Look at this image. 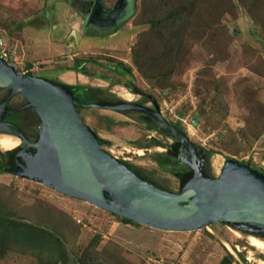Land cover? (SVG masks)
<instances>
[{
  "label": "rangeland",
  "instance_id": "obj_1",
  "mask_svg": "<svg viewBox=\"0 0 264 264\" xmlns=\"http://www.w3.org/2000/svg\"><path fill=\"white\" fill-rule=\"evenodd\" d=\"M89 1H101L111 9L118 0H0V27L12 39L11 61L15 59L17 71L99 88L104 96L122 100L130 93V101H136L143 95L132 94L124 85L132 81L193 144L214 152L209 159L211 176L220 175L225 158L248 162L264 175V0H170L177 13L165 21L167 7L157 4L160 0H133L120 34L92 36L77 45V37L73 40L66 34L84 33L87 19L82 10L87 14L91 9ZM53 19L58 33L47 30ZM156 19L160 25L151 30ZM42 23L45 37L34 52L27 33L33 35L32 29ZM151 32L155 33L150 39ZM121 35L129 38L126 49L118 43ZM136 44L148 61L141 62L142 70L130 55ZM77 61H83L79 71L74 69ZM78 113L111 156L139 168L164 189L179 191L170 167L161 168L153 160L155 154L166 152L171 139L135 116L90 107H79ZM0 204L4 213L12 214L0 216V264H257L264 260V254L247 241L250 235L239 232L238 238L222 223L192 232L124 224L88 203L14 175H0Z\"/></svg>",
  "mask_w": 264,
  "mask_h": 264
},
{
  "label": "water",
  "instance_id": "obj_2",
  "mask_svg": "<svg viewBox=\"0 0 264 264\" xmlns=\"http://www.w3.org/2000/svg\"><path fill=\"white\" fill-rule=\"evenodd\" d=\"M88 3L91 9L86 15L85 31L90 28L100 34L114 30L120 19H126L133 10V0H118L111 9L101 1ZM101 22H108L110 29ZM0 91L8 92L0 104V134L17 138L20 143L11 162L15 177L37 182L154 230L192 232L222 223L264 240V175L236 160L225 162L218 177L205 174L197 146L163 117L155 100L153 109L129 101L79 103L65 85L20 73L2 57ZM15 96L39 119L35 142L4 121L11 113L8 104ZM77 107L139 114L156 132L178 142L175 159L192 171L191 176L174 193L134 172L102 148L99 137L83 122Z\"/></svg>",
  "mask_w": 264,
  "mask_h": 264
},
{
  "label": "trees",
  "instance_id": "obj_3",
  "mask_svg": "<svg viewBox=\"0 0 264 264\" xmlns=\"http://www.w3.org/2000/svg\"><path fill=\"white\" fill-rule=\"evenodd\" d=\"M153 1V0H151ZM156 1V0H154ZM161 2L157 4H162L163 8H166V13H167V17H165L163 20L165 21L166 19L169 20L173 19L176 16V11L173 10V8L175 9L174 5L172 2H170V0L166 1V0H160ZM155 3V2H153ZM155 4V5H157ZM158 18V17H157ZM156 21V22H155ZM155 21H152L150 24L152 26L151 30H155L154 28H158V26L160 25L159 23V19H156ZM155 32H151V37L152 38L153 34ZM163 47L165 48V50L167 52L170 51L169 47L167 46V44H163ZM139 45H134L131 48V59L135 62V64L142 70V65L141 62H143L144 56H143V51L142 50H138ZM164 50V49H163ZM148 61H144L143 64H147ZM83 61H77L76 66H74V69L76 71L80 70V66H82ZM123 71L129 75H131V71L128 68L123 67ZM29 75H32L30 73H27ZM58 84H63L65 85L68 89H70L74 95V97L77 99V101L79 103H87V104H115L113 101H110V98L108 96H104V94L102 93L101 89L99 88H92L90 86H84V85H67L64 83H60L58 81H55ZM125 87L128 89L129 92H131L132 94H137V95H143L146 96V94L144 92H142L140 90V88H138L136 86V84L132 81H127L125 82ZM122 100H118L116 102H121ZM113 102V103H112ZM77 107V111H78ZM137 119H140L139 117H136ZM149 129L154 130L152 127L147 126ZM155 131V130H154ZM100 144L103 142V140L99 139ZM156 145H161L160 142H156ZM177 146H178V142L173 140L172 143L166 148V152L164 154L161 153H157L154 155V161H156V163L158 164L159 167L164 168L165 166H169V171L170 173H172L175 177H177L178 182H179V190L180 188L183 186V184L185 183V181L191 176L192 171L189 170L186 166L182 165L181 163H179L176 159V150H177ZM197 151H198V156L205 158L208 161L209 164V159L210 156L214 153L210 150H205L199 146H197ZM16 152V150H11V151H7L4 154H0V175L3 174H8V175H13L12 171H11V162H12V157L14 155V153ZM234 159L232 158H225V162L227 161H232ZM125 165H127L131 170H133L134 172L142 175L143 177H145L146 179H148L149 181L153 182L154 184L158 185L156 182H154L152 179L148 178L139 168H136L135 166L129 164L128 162L122 161ZM242 164H245L247 166L248 162H243ZM251 168V167H250ZM253 169V168H251ZM254 170V169H253ZM203 172L209 176L210 172H209V166L207 168L204 167ZM159 186V185H158ZM162 187V186H160ZM163 188V187H162ZM5 202V201H4ZM6 215V217L11 216V213H4L2 210V205L0 204V216ZM121 221L124 224H134L128 220L125 219H121ZM34 224V226H37L36 223H32V225ZM62 225V223H61ZM137 225V224H136ZM47 231V230H46ZM32 238V236H30L28 239L30 240ZM231 257V256H230ZM232 259V257H231Z\"/></svg>",
  "mask_w": 264,
  "mask_h": 264
},
{
  "label": "flooded vegetation",
  "instance_id": "obj_4",
  "mask_svg": "<svg viewBox=\"0 0 264 264\" xmlns=\"http://www.w3.org/2000/svg\"><path fill=\"white\" fill-rule=\"evenodd\" d=\"M82 11L84 16L86 17L87 15L86 12L84 10ZM84 30L85 27L83 28V31ZM7 96H8L7 91H0V104L7 98ZM108 97L110 98V101H113L114 103H120V102H116L119 100V98H116L114 96L111 97L108 96ZM125 101H129V100H122L121 102H125ZM129 102H134L136 104L143 105L149 109L154 108L153 99L152 97L149 96H143L139 100L129 101ZM25 106L26 103L20 97L18 96L13 97L8 104V110L11 113L9 117H7L4 121L11 123L16 130L21 131L29 141L35 142L38 136L39 119L30 107H25ZM127 115L139 117L140 118L139 120L141 122L145 123L147 126H150L139 114L129 113ZM208 166H209L208 161L205 158H203V168L204 167L207 168Z\"/></svg>",
  "mask_w": 264,
  "mask_h": 264
},
{
  "label": "crops",
  "instance_id": "obj_5",
  "mask_svg": "<svg viewBox=\"0 0 264 264\" xmlns=\"http://www.w3.org/2000/svg\"><path fill=\"white\" fill-rule=\"evenodd\" d=\"M63 3H64V1H63ZM80 6H82V5H80ZM83 7H81V9H82ZM105 14V13H104ZM125 24V22L123 21L118 27H117V29L118 28H120L119 29V32H114L115 30H117V29H114V30H112V32L109 34V35H107V34H96V33H94V31H92L93 29H88L87 31H83L84 33H82V35L78 32V30H69V31H67V36H66V38L67 37H69L70 36V38L71 39H75L77 36L76 35H78L79 37H77V39H76V42H78V43H76L77 45H80L81 43V39H83V40H85V38H92V36H93V38H95V39H101V38H105V37H113L114 35H117V34H120V32L122 31V29L123 28H121L123 25ZM56 25H58V22H57V20H54L53 19V22L52 23H47L46 24V26H47V30H49V31H52L53 30V28L55 29V30H53V31H55V33L57 32H59V31H56V30H58L59 28L56 26ZM32 30H34V31H36V33H33V35H30L29 33H27V35H28V37H30L31 38V40H30V42H32V44L31 43H29V47L35 52V50H36V48H39L40 47V42H42V38H44L45 37V23H42V26L41 27H37V28H33ZM52 31V32H53ZM3 33L5 34V35H7V36H4V37H8L9 35H8V31H2L1 32V34H2V37H3ZM54 33V35H56ZM86 35H87V37H86ZM65 37V36H64ZM83 37V38H82ZM122 38H124V39H122ZM4 39V38H3ZM128 37H122V35H121V38H120V41L118 42L119 43V45L121 44V46L122 47H126L127 45H124V44H126L125 42L126 41H128ZM10 40H12L10 37H8V40H4L8 45H10ZM125 40V41H124ZM123 42V43H122ZM120 47H118V49H119ZM127 48V47H126ZM125 48V49H126ZM33 54V53H32ZM65 84V83H64ZM68 85V84H67Z\"/></svg>",
  "mask_w": 264,
  "mask_h": 264
},
{
  "label": "bare ground",
  "instance_id": "obj_6",
  "mask_svg": "<svg viewBox=\"0 0 264 264\" xmlns=\"http://www.w3.org/2000/svg\"><path fill=\"white\" fill-rule=\"evenodd\" d=\"M101 5V4H100ZM100 7V6H99ZM102 7V5H101ZM106 7V6H105ZM104 17L105 15L103 14V20H104ZM116 20V19H115ZM121 22L117 24V26L114 28V29H117V27L123 22L122 19H120ZM107 21H109V18L107 19ZM117 22V21H116ZM102 23V26H105L106 29H110L109 25H108V22L105 23V22H101ZM93 24L95 26H98L96 21H93ZM116 25V24H115ZM114 25V26H115ZM99 27V26H98ZM113 30V29H112ZM93 31V30H92ZM112 31H108L106 34L109 35ZM96 33V32H94ZM97 35L100 34L99 32L96 33ZM87 37V35H86ZM89 38V37H88ZM90 39V38H89ZM124 99L126 98V100H131L130 97H131V94L130 93H126L123 95ZM19 140L17 138H14L12 136H8V135H3V134H0V149L4 152H7V151H11V150H14L15 148H17L19 146ZM138 155H141L142 154V150L141 149H137V151H135ZM232 230V229H231ZM231 232H233V234H235V236H237L238 238L240 237V233L235 231V230H232ZM247 241L249 242V244L253 247H255L257 250L261 251L263 254H264V240H261L259 238H256L254 236H247L246 237ZM240 240V239H239ZM248 244V245H249ZM228 251H230L232 254H233V250L230 248L229 245L225 244ZM249 247V246H248ZM244 249V248H243ZM251 251V250H250ZM248 252V251H247ZM248 260H252V258H248ZM257 264H264V260H259Z\"/></svg>",
  "mask_w": 264,
  "mask_h": 264
},
{
  "label": "built area",
  "instance_id": "obj_7",
  "mask_svg": "<svg viewBox=\"0 0 264 264\" xmlns=\"http://www.w3.org/2000/svg\"><path fill=\"white\" fill-rule=\"evenodd\" d=\"M2 31H3V29L0 27V57L4 58L8 63H10L11 65H13L17 69L16 64L14 63L15 62V59H14V62L11 61V60H13L11 58V55L13 53H10L11 52L10 47L4 41V39L2 37V34H1ZM22 73H27V71H22Z\"/></svg>",
  "mask_w": 264,
  "mask_h": 264
}]
</instances>
